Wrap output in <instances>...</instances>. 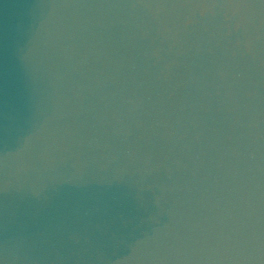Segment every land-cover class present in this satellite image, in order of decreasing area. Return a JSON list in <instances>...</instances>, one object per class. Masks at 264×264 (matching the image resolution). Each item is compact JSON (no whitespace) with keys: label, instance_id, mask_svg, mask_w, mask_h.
Here are the masks:
<instances>
[{"label":"water","instance_id":"water-1","mask_svg":"<svg viewBox=\"0 0 264 264\" xmlns=\"http://www.w3.org/2000/svg\"><path fill=\"white\" fill-rule=\"evenodd\" d=\"M0 264H264V0H0Z\"/></svg>","mask_w":264,"mask_h":264}]
</instances>
